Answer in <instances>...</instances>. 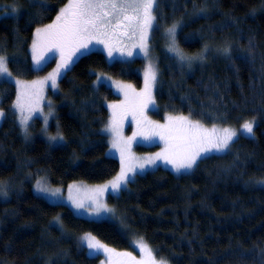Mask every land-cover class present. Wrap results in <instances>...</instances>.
Returning a JSON list of instances; mask_svg holds the SVG:
<instances>
[{
	"label": "trees",
	"instance_id": "1",
	"mask_svg": "<svg viewBox=\"0 0 264 264\" xmlns=\"http://www.w3.org/2000/svg\"><path fill=\"white\" fill-rule=\"evenodd\" d=\"M68 1L0 0L1 10H20L0 18V55L14 76L39 74L30 51L34 31ZM154 11L156 114L187 115L208 132L235 129L237 138L228 151L201 158L190 171L160 166L110 195L123 230L114 221L78 216L37 195L33 185L39 176L65 187L117 175L120 161L108 154L103 132L109 118L104 101L117 96L107 86L95 90L93 80L104 68L141 85V59L109 64L92 51L76 61L61 82L65 98L56 119L64 143L56 146L37 130L31 140L23 138L11 109L16 86L0 81L6 110L0 186L7 193L0 197V264H99L101 255H90L80 241L84 233L122 251H134L131 238H143L155 259L167 264H264V0H157ZM173 25L185 64L164 50V33ZM171 80L179 83L174 89ZM253 120V135L242 134V124Z\"/></svg>",
	"mask_w": 264,
	"mask_h": 264
},
{
	"label": "rangeland",
	"instance_id": "2",
	"mask_svg": "<svg viewBox=\"0 0 264 264\" xmlns=\"http://www.w3.org/2000/svg\"><path fill=\"white\" fill-rule=\"evenodd\" d=\"M116 2L119 4L121 0H116ZM68 3L69 1L67 4ZM66 5L62 6L61 9ZM2 7L3 6L0 5V18L5 15H18L20 12L18 9L19 11L17 13H12L13 7L10 6L5 7L4 10H1ZM154 9L155 4L153 5L152 9V15L155 17ZM60 10L52 21L38 26L34 31L30 51L33 59V68L36 71H39L37 76L31 79H21L14 76L9 70L8 58L4 55H0V57L5 58L7 62L8 73H10V75H0V81H11L15 84L17 89V95L14 102L12 103L11 109L15 115L18 125L21 128L23 138L25 140H31L34 136L33 130H37L36 132L40 133L38 135L43 137L53 146L64 143V137L58 128L56 119L58 102L63 101L65 98V94H63L64 89L62 88L61 82L63 77L73 67L76 61L83 55L77 51L74 55L70 56L72 48L75 46L73 43L65 44L62 46V48H56L48 43H42L35 53L37 57H41L40 64L37 65L33 58L34 53L32 45L37 38L36 30L44 29L48 25L56 23V17L60 14ZM105 13L107 15H103ZM127 14L130 16L134 15L131 10H129ZM98 15H101V18L104 21H111V23L102 25L98 22L97 29L92 33L91 43L89 44L90 50L85 51L84 55L92 51H98L105 55L109 64H112L116 61L130 62L136 59H141L143 64L141 85H137L134 81L128 78L116 77L114 74L104 71V68L96 72V77L93 80L95 90L100 89L101 86H107L111 88L112 92L117 96V98L114 100L105 99L104 101V104L109 111V118L103 128V132L109 138L108 154L120 161V170L115 177L104 183L88 184L84 182H75L65 187L55 186L49 182L47 177L39 176L34 182L33 191L37 195L45 197L50 202L68 205L78 216L92 220L114 221L117 222L123 230H127V227L125 224H123V218L118 214L115 207L111 205L108 200L110 195H118L125 187L122 185L120 190L114 193L111 190L110 182L114 181L115 178L120 175L122 168L127 169L129 167H135V176L160 166H165L175 171L172 164L156 161L154 165H148L146 164V161L148 158L155 157L156 153L165 152L166 142L168 144L173 143L167 133V128L169 127V117H188L189 120H191V118L187 115H165L161 117L156 114L157 102L155 90L158 68L157 58L152 48V36L155 27V19L152 21V27L148 28L146 35H144V30L142 28L129 26V22L123 20L122 17H118V15L114 13L113 9L110 7L99 9ZM172 27L173 26L170 28ZM168 29L164 33V50L168 53V55L172 56L173 58H178L181 62L182 59L180 57L184 56L185 53L182 51V47L177 41V25L175 27L174 36L168 32ZM142 35L144 36L143 39ZM98 39L103 40L104 43H97L96 41ZM142 45H146V47H142ZM109 49L112 50V57L108 56ZM214 50L217 52L216 54L219 53V50ZM81 51H83V49H81ZM129 52H131L132 55H128ZM69 58H71V60L74 62L70 64L67 71L62 70L61 74L56 78V86L53 87L51 81L47 80L46 78L49 77L50 73H53L54 70L57 69V66L61 64L62 61H67ZM180 62H177V66L183 68L184 66L182 64H185V62H181L182 64ZM152 74L155 75V80L151 78ZM146 78L148 82L147 89L145 88ZM178 85L179 83H174L173 80H171L170 87L172 89L176 88ZM18 97L23 111H21L20 107L15 106L17 105ZM110 106L119 107L114 109ZM0 112H3V116L0 117L1 125L4 117L6 116V110L1 106V101ZM22 118L26 120V124L21 123ZM37 120L40 121V124H37ZM113 120L116 121L120 135L122 137V140L118 141L115 147L113 146L114 140L117 138L115 137L114 133L106 130ZM158 126L164 127L161 128ZM172 126L174 127L175 125L173 124ZM201 126L205 130H209L207 126ZM231 130L235 131L238 136L239 132L237 130ZM157 132L161 133L164 136V139H161L160 136L156 135L155 133ZM216 133L219 135L221 131H216ZM237 136L234 137L233 142ZM53 137L56 139H53ZM157 142L160 146L150 150V148L156 145ZM233 142L229 145L228 149L224 151H216L215 149H211L207 153L202 154L201 158L212 153H225L230 149ZM205 146L211 148V145L209 144H206ZM140 164H145V169L143 171H141L138 167ZM129 175L131 176V173H129ZM38 183L40 187H44L48 189V191H39ZM104 186H108L107 189L100 191V189L104 188ZM57 189L60 190L59 193L53 196L52 192ZM70 195L73 200L82 203L84 208H75L72 200L69 199ZM1 196L5 198L7 193L5 187L3 188L0 186V197ZM96 200H99L108 208L112 209V212L107 214L101 213L99 217L92 214L91 208L89 206H94V201ZM85 234L89 233L82 234L80 236V241L81 237ZM138 240H140V238H131V244L134 248V251L118 250L99 240L107 245L111 251L107 253H94L91 255H101L99 264H137V262L140 261H147L149 259L147 254L136 246L135 242ZM143 241L149 247L144 239ZM87 251L89 253L88 249ZM152 256L155 259L153 251ZM156 262L157 264H160L159 260H156Z\"/></svg>",
	"mask_w": 264,
	"mask_h": 264
},
{
	"label": "snow or ice",
	"instance_id": "3",
	"mask_svg": "<svg viewBox=\"0 0 264 264\" xmlns=\"http://www.w3.org/2000/svg\"><path fill=\"white\" fill-rule=\"evenodd\" d=\"M157 0H121L118 4L116 0H69V3L60 10V14L56 17V23L48 25L44 29L36 30V40L33 42L32 48L34 53V60L37 65L40 64L41 57H37L35 53L42 43H48L56 48H62L63 45L73 43L75 46L72 48L70 53L74 55L77 51L81 55H84L85 51H89V44L91 43L92 33L97 29L99 24L106 25L111 21H104L101 15H98V10L105 7L113 9L114 13L118 17H122L123 20L129 22V26L135 28H142L144 35L148 28L152 27V21L155 17L152 15L153 5L156 4ZM131 10L134 15H128L127 13ZM19 10L15 7L12 8V13H17ZM103 15H107L106 13ZM135 22V23H133ZM176 25L168 29V32L174 36ZM144 36L142 35V39ZM97 43H104L103 40H97ZM146 47V45H142ZM83 49V51H81ZM227 51V50H225ZM128 55H132L131 52ZM108 56L112 57V50L109 49ZM182 60L185 58L180 57ZM74 61L69 58L67 61H62L57 66V69L53 73L49 74L47 80L51 81L53 87L56 86V78L63 71H67L69 66ZM8 73L7 62L5 58L0 57V75ZM155 80V75L151 77ZM130 87V86H129ZM145 88H148L147 78L145 81ZM16 107H20L23 111L22 106L19 103V97L17 99ZM114 109L119 106H110ZM3 116V112H0V117ZM22 124H26V120L22 118ZM255 121H248L242 124L241 132L246 135H253ZM175 125L174 127L172 125ZM163 128L164 126H158ZM107 131L114 133L117 138L114 140V147L118 141L122 140L119 132L118 125L115 120L109 125ZM169 138L173 143L168 144L166 142V151L163 153H156L155 157L148 158L146 164L154 165L156 161H162L166 164H172L174 170L177 173L181 171H190L197 165V161L201 158L202 154L207 153L211 149L216 151H224L229 148V145L233 142L234 137L237 133L231 129L224 128L221 133L217 135L216 130L213 129L211 132L205 130L198 121L194 122L188 119V117H169V127L167 128ZM156 135L164 139V136L157 132ZM135 135V134H134ZM147 138V137H146ZM53 139H56L53 137ZM62 139V137H61ZM211 145V148L205 145ZM139 169L143 171L145 164L138 165ZM131 173V176L129 175ZM135 176V167H129L127 169L122 168L119 176L114 181L110 182L111 190L115 193L118 192L123 185L127 186L129 181ZM108 186L100 189L104 191ZM38 190L41 192H47L48 189L40 187L38 183ZM59 189L52 192L55 196L59 193ZM69 199L72 200L75 208H84V205L80 202L73 200L71 195ZM92 214L99 217L101 213H111L112 209L108 208L105 204L99 200L94 201V206L90 205ZM57 224L60 223V218L57 217ZM82 245L86 246L89 250L90 255L94 253H107L111 251L107 245L99 241L95 236L85 234L81 237ZM136 246L142 249L148 256L147 261H140L137 264H157L156 260L152 256L151 249L144 243L143 238L136 241ZM130 255V254H129ZM160 264H166L165 261H161Z\"/></svg>",
	"mask_w": 264,
	"mask_h": 264
}]
</instances>
